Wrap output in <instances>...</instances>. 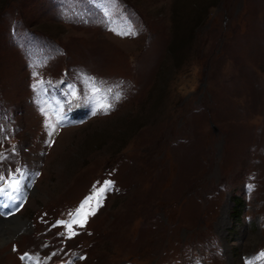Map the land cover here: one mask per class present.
<instances>
[{"label":"rangeland","instance_id":"rangeland-1","mask_svg":"<svg viewBox=\"0 0 264 264\" xmlns=\"http://www.w3.org/2000/svg\"><path fill=\"white\" fill-rule=\"evenodd\" d=\"M0 155V264H264V0H0Z\"/></svg>","mask_w":264,"mask_h":264},{"label":"snow or ice","instance_id":"snow-or-ice-1","mask_svg":"<svg viewBox=\"0 0 264 264\" xmlns=\"http://www.w3.org/2000/svg\"><path fill=\"white\" fill-rule=\"evenodd\" d=\"M122 35H127L130 33H119ZM100 89L93 87L92 92L96 93L99 92ZM108 91H111L110 89ZM75 94V93H73ZM116 98H119V93H117ZM100 107L107 109L110 108V104H101ZM4 159L2 155H0V160ZM19 171V170H17ZM113 182L106 181L104 187H102L99 192H104L107 190L108 187L111 186ZM22 184L21 180L18 179L13 173L9 172L7 176H5L3 173H0V195H5L11 197L12 193H19L21 191ZM86 203H90V200L86 201ZM97 205L99 206V197L97 195ZM84 205H81V208L77 210V217L80 218H74L71 221H57L53 227L57 226H64L68 232L71 233V235H76L77 233L73 230V225H78L80 227H83L84 224L87 222V216L88 215H94L95 211H83ZM82 213V217H81ZM72 215V214H70ZM71 238V237H69ZM261 258H264V253L261 254ZM21 259H25V257H21Z\"/></svg>","mask_w":264,"mask_h":264},{"label":"trees","instance_id":"trees-1","mask_svg":"<svg viewBox=\"0 0 264 264\" xmlns=\"http://www.w3.org/2000/svg\"><path fill=\"white\" fill-rule=\"evenodd\" d=\"M239 205V203H236L235 201H233V206H232V208L233 207H237ZM233 212V209L231 210V213Z\"/></svg>","mask_w":264,"mask_h":264},{"label":"bare ground","instance_id":"bare-ground-1","mask_svg":"<svg viewBox=\"0 0 264 264\" xmlns=\"http://www.w3.org/2000/svg\"><path fill=\"white\" fill-rule=\"evenodd\" d=\"M16 218V217H15Z\"/></svg>","mask_w":264,"mask_h":264}]
</instances>
